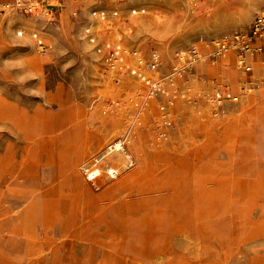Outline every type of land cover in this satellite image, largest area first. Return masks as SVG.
I'll use <instances>...</instances> for the list:
<instances>
[{"label":"rangeland","instance_id":"374dc122","mask_svg":"<svg viewBox=\"0 0 264 264\" xmlns=\"http://www.w3.org/2000/svg\"><path fill=\"white\" fill-rule=\"evenodd\" d=\"M34 1L40 2L36 12L27 4ZM250 1L19 0V5L0 0V97L15 109L11 118H0L5 159L0 264H102L103 256L102 248L93 253L90 241L81 238L86 229L62 235L61 226H69L59 220L50 233H41V253L30 258L26 252V241L19 239V152L25 147L19 107L42 117L79 108L81 136L89 139L91 156L110 151L122 139L145 147L143 170L157 176L153 190L130 199L128 209L117 199L110 210V203L102 204L92 224L105 241L117 236L115 249L137 258L150 252L145 264H264V50L251 56L252 84L246 93L241 90L246 74L234 51L228 54L234 55L229 68L218 70L219 58L213 63L209 55L197 61L174 90L155 95L145 80L151 76L168 86L176 50L187 49L200 36L210 41L247 28L264 9L250 8ZM5 3L10 7L3 9ZM105 21L121 24V38L112 27L98 33V23ZM32 32L43 39L46 52L37 48ZM117 48L125 49L118 70L105 77L102 68ZM153 50L165 64L152 73L145 62ZM211 50L207 44L202 52ZM219 84L223 94L238 99L225 100L215 114L212 96ZM170 97L174 104L162 110ZM85 109H99L102 117L87 123ZM233 116L241 120L230 128L225 118ZM59 149L62 155L68 152L63 136ZM132 156L126 163L111 156L106 176L117 167L124 178L131 177L137 169ZM51 172L41 168L39 177ZM83 187L84 182L74 184L71 192L80 196Z\"/></svg>","mask_w":264,"mask_h":264},{"label":"bare ground","instance_id":"6f19581e","mask_svg":"<svg viewBox=\"0 0 264 264\" xmlns=\"http://www.w3.org/2000/svg\"><path fill=\"white\" fill-rule=\"evenodd\" d=\"M140 1L144 4H149L152 0ZM16 2L20 5L19 0H16ZM27 4L29 9L36 12L37 5L40 2L34 1ZM3 5V9L10 7V3ZM262 5H264V0L250 1V8L257 6L259 9ZM12 16L15 17L14 15ZM120 25V23L112 24L107 21L99 22L97 30L102 35L109 27H112L116 35L121 38ZM220 28H223V26H220ZM19 33L22 32L19 31ZM32 33L33 37H36L37 48L40 49V52H46L47 45L43 39L37 37L38 33ZM205 47L206 45L203 46V52H205ZM229 53L234 54L233 51ZM229 53L218 59L223 67L229 68L233 61L234 55H228ZM207 57L208 53H203L201 61L207 60ZM252 60L254 61V58ZM234 72L232 71V75H234ZM138 75L143 78L145 74L138 73ZM78 109L76 107L69 108L59 114L42 117L39 114L31 115L19 107V136L25 141L24 150L19 152V168L27 170V168L35 164L39 173L41 168L46 166L52 169L48 177L41 178L43 183L41 189L31 188L19 192V198H23L19 200V208L22 206L20 209L22 215L19 217V225H22V227L19 226V239H24L27 246L30 242L39 241L41 233H50L55 223L57 224L59 220L61 224L64 221L69 226L66 229L61 226L62 235L70 236L79 230L86 229L85 234L81 238L90 241L89 246L93 253L99 247L102 248L103 256L99 260L102 264L148 263L152 258L148 254L150 252L145 254L144 258L129 255L123 249H115L112 242L117 239L115 234L105 241L100 235H96L92 229V224L99 218V215L96 217L95 214L105 207L102 204L110 203L107 207L110 210L119 201L120 205L128 209L130 199L141 197L153 190V182L157 176L151 177L149 173L146 174L143 170L145 147L135 143H127L122 139L115 142L110 151L105 149L98 156L96 154L91 156L90 141L88 138L85 139V137L81 136L83 130L80 128L81 120ZM14 110L4 96L0 97V118H11L15 114ZM82 116H87V123L102 117L99 109L92 112L85 109ZM226 119L227 125L231 128L232 123L239 122L241 117L233 116ZM136 135L134 134L133 137H136ZM62 136L68 150L65 155H62L60 153L61 149H59L62 144ZM56 153L59 154V157L58 155L56 156ZM99 155L102 156L99 157ZM111 156L115 160H119L120 163L128 162L130 156L135 157V163L137 164L135 173L131 177L124 178L116 167L112 170L111 175L107 177V166L112 164ZM176 160L178 162V159ZM177 162L173 163V165H176ZM59 165H62V167H58ZM4 169L5 159L0 154V185ZM154 171H158V168ZM24 180H26L25 177L23 179L19 178L20 183H23ZM30 182L36 184L37 180L33 179ZM81 182H84L81 195L73 194L71 190L74 184L80 186ZM32 186L34 187V185ZM119 191L124 193L120 197H118L120 193H117ZM2 204L0 196V206ZM63 213H66V216L62 220ZM110 228L107 230H114V227ZM42 251L43 248L38 253ZM94 258L95 256L92 258L93 261Z\"/></svg>","mask_w":264,"mask_h":264},{"label":"built area","instance_id":"2783aa9c","mask_svg":"<svg viewBox=\"0 0 264 264\" xmlns=\"http://www.w3.org/2000/svg\"><path fill=\"white\" fill-rule=\"evenodd\" d=\"M91 40L94 41V38H91ZM206 43L212 46V50L208 52V55L213 63L230 51H234L237 54L239 70L246 74L241 85L242 93H246L250 88V84H252V79L250 78L251 75L249 73L252 71L254 63L251 56L264 50V9L254 17L247 28L224 33L210 41L204 38V36H200L198 40L187 49L176 50L172 61H170L168 65L169 71L166 75L168 86L164 87L160 80L149 76L145 80L149 83L150 91L157 95L160 91H164V88L170 87L172 90L177 88V86H175L176 82L178 83L179 79L188 71L193 70L195 63L202 59L203 46L207 45ZM124 50L125 49L117 48L111 51L109 59L102 68V74L105 77L110 76L115 68L116 70L114 73L117 72L118 67L116 62ZM163 64H165V60H163L161 54L156 50L152 51L149 59L145 62L146 68L151 69L152 73L153 71L158 70ZM221 88L222 86L219 84L214 96H212L214 102L213 110L215 114L220 113L223 110V103L225 100L238 99L237 95L233 96L231 93L223 94ZM170 104H174L173 97L168 98L167 102L161 106L162 110L165 111ZM165 124L170 126L172 125V122L166 119Z\"/></svg>","mask_w":264,"mask_h":264},{"label":"crops","instance_id":"0c3cea01","mask_svg":"<svg viewBox=\"0 0 264 264\" xmlns=\"http://www.w3.org/2000/svg\"><path fill=\"white\" fill-rule=\"evenodd\" d=\"M17 4V2H16ZM261 58V57H260ZM262 59V58H261ZM218 70L220 67H222V64H221V61L218 63ZM242 117V115H240ZM58 155L59 157V154L56 153V156ZM36 166L35 164L30 166L29 168H27V170H23L22 168H19V178L23 179L25 177L26 181H30V180H37L38 184L37 186H27V185H24V183H20L19 182V192L20 191H23L24 189H31V188H37V189H41L42 187V180L41 178L39 177V172L36 170ZM23 198H19V200H21ZM22 208V206H21ZM20 208V209H21ZM19 209V217L22 215L21 214V210ZM20 227H22V225H19ZM43 248V242L42 241H36V242H30L29 245L27 246L26 244V252L29 254V257L31 258V256H33L34 254L38 253L41 249Z\"/></svg>","mask_w":264,"mask_h":264}]
</instances>
